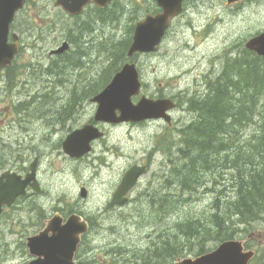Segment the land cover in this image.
Listing matches in <instances>:
<instances>
[{
	"label": "rangeland",
	"instance_id": "1",
	"mask_svg": "<svg viewBox=\"0 0 264 264\" xmlns=\"http://www.w3.org/2000/svg\"><path fill=\"white\" fill-rule=\"evenodd\" d=\"M54 1H28L27 9L20 15L17 24L22 47L10 70L0 71V167L3 171L24 176L36 154L33 149H38L44 157L39 160L37 176L45 189V196L37 198L31 197L28 191L24 199L6 209L0 217V264H28L31 257L25 240L32 236L34 225L41 217L50 213V198L59 194L79 196L82 187L88 196L85 199L79 196L80 212L84 217L91 218L94 225L87 236L90 249L83 254L84 257L100 264H143L159 256L160 264H173L178 258L195 256L201 248H214L218 243L213 241L212 236L219 231L215 224L233 215L228 207L222 211L223 203L235 197L232 179L236 171L224 169L229 166L224 164L228 150L215 156L208 155L206 162L203 161L205 165L201 171L198 170L199 176L202 174L209 180L210 187L212 179L220 177L219 184L213 185L216 187L212 186L206 193H203L204 190L197 195L190 193L189 198L178 185L170 188L179 193L173 197L171 191H166L165 181L174 179L176 168L183 166L179 149L181 152L194 142V137H180L178 129H185L191 122L197 124L194 115L181 110L190 103L196 76L206 72L212 62L217 68L216 73L220 71L226 59L236 55L247 39L264 30V0H255L243 7L237 5L232 9L225 8V0H188L184 12L172 24L159 51L138 55L132 60L140 71L142 81L139 95L132 98L133 104L141 96L154 99L165 84L167 95L178 105L173 112L172 127L156 121L118 125L92 121L96 105L91 103V98L101 92L109 79L127 62L125 55L132 37V34L129 36V28L136 20L154 13V0H113L110 9L96 12L98 17L90 8L82 17L76 18L65 16L54 6ZM123 42L127 43L125 48L117 50ZM63 44H67L68 48L61 55H50ZM227 51L231 55L222 59ZM218 56L221 58L214 61ZM254 65L260 66L258 62ZM261 70L258 73L260 76ZM7 75L11 76V81ZM254 94L253 116H248L257 115L256 121L252 119L245 123L239 133L246 128L245 131L236 136L247 139L250 134H255L256 140L251 138V149L256 162H259L257 133L261 129L264 98L258 90ZM86 123H92L104 133L103 138L93 142V153L80 162L57 157L56 148L61 141L72 130ZM187 137L191 139L189 144L182 141ZM49 138L53 139L52 144L43 142V139ZM231 147L236 148V145ZM51 148L56 151L52 155L49 154ZM152 148L158 153L153 156L151 165L136 187L139 192L143 191L145 181L151 179L157 182L155 186L151 183V188L154 192H161L163 197L149 190L143 204L132 202L125 212L112 216L117 209L108 206L109 187L117 183L133 165H145ZM234 158L241 159L233 154ZM3 171L0 169V173ZM158 174L159 177H155ZM183 174L187 175V172ZM194 180L190 178L189 183ZM218 189L224 191L223 197L217 194ZM155 199L164 201L160 205L153 204ZM212 202L221 205L215 208ZM126 213L145 216V219L140 218V226L144 227L137 228L142 238L134 244L128 238H118L125 234L123 231L115 237L111 229L112 224L120 227L121 220H127ZM188 218L191 222H199V226L191 227L192 223H187ZM243 228L244 232L238 231L235 238L242 236V241L248 240L245 244L250 249L255 250L257 255L262 254L264 208ZM152 244L155 246L152 247ZM114 247L125 250L135 248L147 257L142 260L138 255L137 262H134L123 254L110 253ZM262 257L261 262L252 261L251 264H264V253Z\"/></svg>",
	"mask_w": 264,
	"mask_h": 264
},
{
	"label": "water",
	"instance_id": "2",
	"mask_svg": "<svg viewBox=\"0 0 264 264\" xmlns=\"http://www.w3.org/2000/svg\"><path fill=\"white\" fill-rule=\"evenodd\" d=\"M111 0H93L98 8H105ZM184 0H155L160 10L155 15H146L135 24L127 58L135 54H150L158 51L162 39L172 21L181 14ZM25 0H0V69L10 65L18 52L17 44H7L9 25L14 14L24 5ZM89 3L88 0H57L56 5L70 15H78ZM246 47L264 56V33L252 38ZM67 46L58 50L62 52ZM140 79L133 63L124 64L109 84L92 101L97 104L95 122L108 124L139 123L146 120L163 118L169 121L166 111L174 108L170 100L148 99L141 97L132 103V97L140 92ZM103 134L92 126H84L70 134L62 144L63 151L70 157H80L90 150V142L100 139ZM144 168L134 166L126 172L113 199L120 201L143 173ZM27 187L39 190L35 180V163L30 165L29 173L21 175L5 172L0 176V215L3 207L10 208L16 199L26 194ZM85 196V192H82ZM86 225H76L69 220L64 226L52 219L37 235L26 239L28 254L33 259L29 264H74V255L80 243V234L85 233ZM255 252L244 249L242 242H226L215 251L195 260L185 259L177 264H249Z\"/></svg>",
	"mask_w": 264,
	"mask_h": 264
},
{
	"label": "trees",
	"instance_id": "3",
	"mask_svg": "<svg viewBox=\"0 0 264 264\" xmlns=\"http://www.w3.org/2000/svg\"><path fill=\"white\" fill-rule=\"evenodd\" d=\"M122 44L120 43L117 50L124 49L127 43L123 42ZM109 52L111 53V50ZM245 53L248 54L247 52ZM256 62L254 57L250 56L248 58L246 55L241 54L228 57L220 71L222 73L225 70L226 76L225 73H222V77L213 84L211 96L203 95V98L197 100L195 103H190V107L187 106L186 109L197 120V124L191 122L185 128L187 130L185 133H183L185 129L179 131L180 137H194V142L190 144L191 139L188 137L182 140L185 144L189 145L183 148L181 152V149H179L178 152L180 156L182 154L181 159L184 160L182 165L188 168L183 166L179 168L175 167L177 169L175 178L166 182L168 185L174 182L172 186L178 184L182 189L181 191L184 192L185 189H188L186 186L189 184L190 178L202 177V180L205 181V186H207L209 180L202 174L199 176L198 170L200 171L203 165H205L203 161L206 162L208 155L212 154L215 156V153L224 152L227 150L225 149V145L227 146L229 143L228 154L224 158L228 156V170L234 169L236 171L232 179L235 197L233 200L224 203L222 211L228 207L230 208L231 215L232 213L233 215H229L230 218L228 220L219 221L215 224L219 231L212 236L213 241L230 239L236 235V231H244V228H234L235 223L240 220L243 222L241 223L243 227H245L254 218L255 214L264 208V110L260 126L261 132L258 136L260 143V151L257 154L260 157L259 162H256L253 155L251 141H245V147L243 144L240 145L241 142H236V138H238L236 136L237 129H240L245 123L254 119V117L248 116H253L254 93L258 90L264 98V59L259 60L260 66H255L254 63ZM260 68H262V76L258 74ZM224 77L227 79V86L223 84ZM70 108L71 104L69 105ZM227 122L228 125H226ZM223 129L227 130L224 131ZM230 140L233 141L231 142ZM235 145L236 148L231 147ZM233 154L241 159H233ZM237 163L240 164L239 168H237ZM242 164L244 167H242ZM184 171L187 172V175L183 174ZM221 179H224V177H221ZM219 181L220 177L216 176L210 183L219 184ZM218 211L220 212V210ZM231 217H234V219L232 220ZM187 222H189L188 219ZM231 224L234 225L228 228ZM190 226L197 228L199 224H190ZM206 251L200 250L199 253H205ZM262 254L256 255L253 262H261L263 259ZM118 255L122 256L120 252ZM157 258L160 257L158 256Z\"/></svg>",
	"mask_w": 264,
	"mask_h": 264
},
{
	"label": "flooded vegetation",
	"instance_id": "4",
	"mask_svg": "<svg viewBox=\"0 0 264 264\" xmlns=\"http://www.w3.org/2000/svg\"><path fill=\"white\" fill-rule=\"evenodd\" d=\"M29 1V0H28ZM252 1H255V0H238L237 3H234V4H237L241 7H243V5L245 4H248ZM27 3V2H26ZM225 4V8H228L229 7V4H228V0H225L224 2ZM26 9H27V4H26ZM25 9V10H26ZM96 12H99L98 10H96L94 12V15L96 17H98V14ZM19 14V13H18ZM18 17L14 18L13 22L10 24V27H9V34H8V42L9 43H12V37L11 35L13 33L17 34L18 35V43H19V48L21 49L22 47V44H21V36H20V30L19 28L17 27V24H18ZM217 71V68L216 66H214L211 70H210V77L211 79H214V78H217L220 74V71ZM201 82L200 83H196V85L194 86V91H197L199 92L200 94L204 93L205 91L203 90V86H202V81L203 80V77L202 79L200 80ZM224 83H225V86H226V80H224ZM194 85V84H193ZM160 93L163 95V97L165 98H170L167 93H166V87H165V84H164V87L160 90ZM170 116H171V123H164L162 120H158L156 122H161L163 124H166L168 126H171L173 125L174 123V120L172 119L173 117V112H170ZM173 120V121H172ZM87 124V123H86ZM92 124V123H91ZM64 141V139L61 141V144L58 148H56V150H58L57 154L58 156L57 157H63V159H68L70 161H73V162H80V161H83L85 158H87L89 155H91L93 153V143H91V149H90V152L87 154V155H84L83 157H80V158H72V157H69L67 155H65V153L62 151V142ZM43 142L44 143H48V144H52L53 142V139L49 138V139H43ZM33 151L36 153L35 156H34V159L31 163L35 162L36 163V181L40 187V191H32L30 188H28L27 190L29 191L28 194H30L31 197H34V198H37V197H44V191L45 189L42 188V184L40 183L39 179H38V176H37V172H38V163H39V160L41 158L44 157V154H42V152L38 149H33ZM53 152H56L54 151L53 148L50 149V155L53 154ZM158 153V150H156L155 148H153V151L147 155V159H146V164L144 165L146 167V170L148 168V166L150 165V160H152L153 156ZM1 166V165H0ZM1 171H3V167H0ZM5 171H3L2 173H4ZM0 173V175L2 174ZM121 182V179L118 180L117 183H113L112 184V187L110 188L109 187V190H108V194L110 195V202L108 204V206L110 208H114V209H117V210H120L121 208H123L124 206L127 207L129 206L132 202H135V204L139 205V204H143V200L145 199V196L149 193V190L151 191V193L153 194H156L160 197H163V194L159 191H156L154 192L153 188H149V182L148 180L145 181V188L143 189L142 193H139L138 192V187L133 188L131 191H129L124 197V201L118 205H113L111 203V200L114 196V193L117 189V187L119 186ZM84 188V187H82ZM134 191L133 195H132V192ZM46 193V192H45ZM80 196V194H79ZM71 196V197H68V195L66 194H59V195H56L54 196L53 198H50V201L51 202V209H50V213L49 214H45L41 217V220L38 222V224L34 225V231L32 233V236L36 235L39 231H41L44 226L46 225V222H50L52 219L54 220V222L60 224V225H64L66 223V221L68 220V218L74 216V217H77L79 218L80 220H77L78 223H81V222H86L89 226V230H88V233L83 235L81 238V245L79 247V250L82 248L83 246V241H84V238H87V236L89 235V233H91L94 229V225H93V221L91 220V218H88V217H84L81 212H80V206H79V201H80V198H82L80 196ZM88 196V195H87ZM178 195H175L174 194V197H177ZM48 198V197H47ZM87 198V197H86ZM82 199H85V198H82ZM33 200H36V199H33ZM54 202V203H53ZM42 206V205H41ZM44 209V208H42ZM134 226L129 224L128 222H125L124 219L121 220V224H120V227H119V230H115L114 232H119V231H123V232H126V234L122 235L123 238H142V234H138V233H135V234H131L130 232H132L134 230ZM115 237H116V234H115ZM88 260H92L88 257H86Z\"/></svg>",
	"mask_w": 264,
	"mask_h": 264
},
{
	"label": "bare ground",
	"instance_id": "5",
	"mask_svg": "<svg viewBox=\"0 0 264 264\" xmlns=\"http://www.w3.org/2000/svg\"><path fill=\"white\" fill-rule=\"evenodd\" d=\"M48 68V67H47ZM21 69V68H20ZM29 72V71H28ZM43 77V76H42ZM23 78V77H22ZM53 78V77H52ZM240 78V77H239ZM43 81V80H42ZM48 83V82H47ZM232 92V91H231ZM191 95V94H190ZM185 102H186V100H185ZM184 102V103H185ZM70 105V104H69ZM26 107H28V106H26ZM26 107H25V109H26ZM30 107V106H29ZM184 108V107H183ZM185 112V111H184ZM16 114V113H15ZM193 123V122H192ZM186 124H184V126H185ZM227 125V124H226ZM183 126V127H184ZM176 127V126H175ZM181 129H183V128H181ZM180 129V130H181ZM20 130V129H19ZM179 129H178V132L180 131ZM233 132V131H232ZM227 133V132H226ZM232 135V134H231ZM237 135V134H236ZM228 137V136H227ZM236 137V136H235ZM221 139V138H220ZM231 141V140H230ZM233 141V140H232ZM231 141V142H232ZM231 142H230V144H231ZM225 143V142H224ZM226 144H227V142H226ZM229 144V143H228ZM228 144H227V147H229L228 146ZM218 145V144H217ZM226 146V145H225ZM35 154V153H34ZM227 155V154H226ZM228 156H227V160L224 162V164H228ZM169 165V164H168ZM243 166V165H242ZM224 169H227L228 170V168L227 167H224ZM201 171V170H200ZM221 171V170H220ZM234 174V173H233ZM216 175V174H215ZM226 176H227V172H226ZM225 178V177H224ZM208 180V179H207ZM223 180V179H222ZM165 182H169V180H166ZM174 183V182H173ZM173 183H171L170 185H168V184H166L165 183V188H167V190L166 191H171L172 192V194L174 193V191H172V190H170V188H172L173 186H177L178 187V184H174L173 186H172V184ZM208 183V182H207ZM206 183V184H207ZM213 184V183H212ZM216 184H218V183H216ZM208 185V184H207ZM213 185H215V184H213ZM172 186V187H171ZM220 186V185H219ZM214 187H216V186H214ZM186 188H188V189H185L184 190V192H182V193H184V194H187L188 195V197L190 198V193L191 194H194V195H197L199 192H202V190H204V192L203 193H206V192H208L209 191V187L208 186H205V181H203L202 180V177L201 178H195V180L190 184H188L187 186H186ZM224 188V187H223ZM164 189V188H163ZM179 189L180 190H182L181 188H180V186H179ZM164 200L163 199H155V200H153V204H158V205H160V203L161 202H163ZM235 203V202H234ZM224 204V203H223ZM224 206V205H223ZM125 206L123 207V208H121L120 210H117V212H115V213H113L112 214V216H114V215H117V214H121V213H123V212H125L126 210H125ZM137 210V209H136ZM222 210V209H221ZM132 213H126V221L125 222H128L129 224H131V225H133V226H135L136 228H138V229H140V228H142V227H144V226H140V218H143V219H145L144 217L145 216H141V215H138L137 217L136 216H133V215H131ZM130 219H133V221L131 222V220ZM188 220H189V222H187V223H192V224H200L199 222H191V218H188ZM241 224V223H243V222H241L240 220H238L237 222H236V224ZM147 231H149L148 229H147ZM118 238H123L122 237V235H119L118 236ZM116 249V248H115ZM115 249H112L111 248V250H115ZM120 252V250L119 249H116L115 251H112L113 253H119L118 251ZM163 253V252H162Z\"/></svg>",
	"mask_w": 264,
	"mask_h": 264
}]
</instances>
